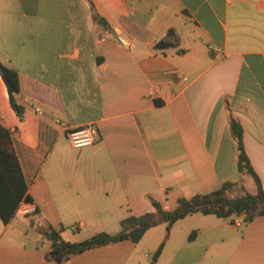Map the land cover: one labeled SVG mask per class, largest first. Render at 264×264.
Wrapping results in <instances>:
<instances>
[{"label": "crops", "instance_id": "1", "mask_svg": "<svg viewBox=\"0 0 264 264\" xmlns=\"http://www.w3.org/2000/svg\"><path fill=\"white\" fill-rule=\"evenodd\" d=\"M0 64L18 74L24 111L0 76V120L35 208L0 219V264H264V214L192 213L63 261L39 229L80 241L152 200L254 193L230 118L264 191V0H0ZM88 121L97 139L73 148L65 130Z\"/></svg>", "mask_w": 264, "mask_h": 264}, {"label": "trees", "instance_id": "2", "mask_svg": "<svg viewBox=\"0 0 264 264\" xmlns=\"http://www.w3.org/2000/svg\"><path fill=\"white\" fill-rule=\"evenodd\" d=\"M94 17L103 26L107 25L105 20L97 14ZM0 76L7 88L10 106L21 117L24 107L14 98V93L19 92L17 72L0 64ZM229 128L236 139L238 168L244 169L253 178L256 187L254 193L244 192L238 196H229L228 191L233 184L226 182L207 193H196L190 197L177 198L176 205L171 210L162 208L160 203L152 200V212L122 218L119 222L120 229L116 233L99 232L80 241L66 240L60 235L63 231L62 227L56 230L46 224L39 229L49 241L47 255L56 261H63L71 254L119 240L130 239L136 242L148 228L161 223L169 228L176 220L192 213L213 214L222 218L236 216L240 217L244 224L249 223L256 216L263 215L264 191L245 153L242 143V127L236 119L230 118ZM26 190V182L12 146L11 133L0 120V219L3 222H7L14 215L15 208L21 200L32 202ZM163 243L164 240L154 250L152 263L159 256Z\"/></svg>", "mask_w": 264, "mask_h": 264}, {"label": "built area", "instance_id": "3", "mask_svg": "<svg viewBox=\"0 0 264 264\" xmlns=\"http://www.w3.org/2000/svg\"><path fill=\"white\" fill-rule=\"evenodd\" d=\"M66 137L73 148L92 145L98 137V129L94 122L88 121L74 128L65 130ZM35 213L32 202L21 200L14 211V215L24 217Z\"/></svg>", "mask_w": 264, "mask_h": 264}, {"label": "water", "instance_id": "4", "mask_svg": "<svg viewBox=\"0 0 264 264\" xmlns=\"http://www.w3.org/2000/svg\"><path fill=\"white\" fill-rule=\"evenodd\" d=\"M172 45H175L173 42H168V41H165V40H159L156 45H155V48H164L166 46H172Z\"/></svg>", "mask_w": 264, "mask_h": 264}]
</instances>
